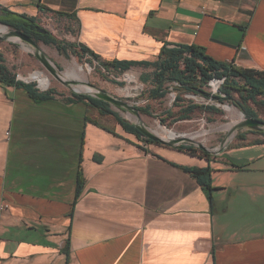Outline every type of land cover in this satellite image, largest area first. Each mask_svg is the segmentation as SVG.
I'll use <instances>...</instances> for the list:
<instances>
[{"label":"crops","instance_id":"1","mask_svg":"<svg viewBox=\"0 0 264 264\" xmlns=\"http://www.w3.org/2000/svg\"><path fill=\"white\" fill-rule=\"evenodd\" d=\"M38 5L67 15L72 42L102 60L152 62L163 46L193 45L264 71V0H0L50 16ZM93 110L0 87V264H264V205L232 208L242 185L216 180L246 165L211 157L207 189L179 168L206 160L118 125L114 136L87 122Z\"/></svg>","mask_w":264,"mask_h":264},{"label":"rangeland","instance_id":"2","mask_svg":"<svg viewBox=\"0 0 264 264\" xmlns=\"http://www.w3.org/2000/svg\"><path fill=\"white\" fill-rule=\"evenodd\" d=\"M7 17V20L11 18L10 16ZM38 22L40 28L47 30L63 43H73L74 31L60 17L48 16L43 20L39 19ZM5 29L7 32L11 31L10 28ZM11 40L15 41V43L0 42V51L4 57L6 67L12 75L16 78L19 76V80L22 82H33L36 86L39 84L36 79L40 78L41 86L44 87L48 84L47 89L54 90L60 97H70L74 94L73 90L79 86H65L56 80L29 52V47L26 44L17 39ZM38 45L51 61L62 80L85 82L105 91L112 97L126 102L135 109L148 108L151 116L138 111L136 115L132 111L110 105L112 111L118 113L128 122L137 124L158 137L165 138L167 134L164 132L179 134L177 137H183L182 135L184 137L195 136L194 142L213 153L222 149L223 142L230 137L224 147L223 158L228 159L231 165H246L245 168L248 171L232 173L229 176L221 173L218 176L216 175V180L222 178L229 186L234 184L242 185L241 195L243 197L234 198L232 196L230 201L232 208L237 204L255 206L253 209L264 205V144L255 146L252 144L256 141L264 143V134H250L251 132L240 131L231 136V132L225 131L224 128L227 125L239 121L240 111L236 107L227 102L219 104L211 97L205 98L194 95H183V101L178 103L175 100L176 93L171 88L163 99L148 101L147 93L150 87L142 83L139 77L140 74L149 70L132 69L121 75L106 73L97 67L96 64L86 63L84 59L75 58L70 54L68 56L60 55L54 47L46 46L41 42ZM73 70H75V74L72 73ZM111 82H117L119 85ZM213 82L217 83V89L212 87L211 84ZM220 85L221 81L213 80L209 82L205 90L212 96L218 92ZM82 92H79V95H83ZM191 103L213 105L220 110V113H206L197 110L191 115L190 119L177 120L180 109ZM250 107L257 113V119L264 122V109L259 110L252 104H250ZM92 112L91 117H94L100 124L111 128L117 125L113 117L100 116L96 110ZM244 133H247V138L245 141H241L239 136ZM186 144L189 145L188 143ZM193 147L202 151L196 146ZM210 156L213 157L212 155ZM215 168L222 167L215 165ZM227 188L229 189L230 187Z\"/></svg>","mask_w":264,"mask_h":264},{"label":"trees","instance_id":"3","mask_svg":"<svg viewBox=\"0 0 264 264\" xmlns=\"http://www.w3.org/2000/svg\"><path fill=\"white\" fill-rule=\"evenodd\" d=\"M38 8L43 14L68 18L67 15L52 12L41 5H38ZM1 15H7L11 18L9 20H4L1 18ZM0 24L6 25L11 29L25 34L37 43L41 42L46 46L54 47L60 55L68 56L70 54L75 58L84 59L88 64H96L97 67L106 73L121 75L130 71L132 68L149 70L148 72L142 73L139 77L142 83L147 84L150 87L147 93L148 101L163 99L169 93L171 88V90L176 93L175 100L178 103L183 101V95H194L205 98L211 97L219 104L227 102L230 105H233L241 111L245 117L254 119H257V113L250 107V104L254 105L259 110L264 109V71L244 69L237 67L232 63L218 62L207 56L205 50L201 47L193 45L163 46L156 56V59L152 62L106 61L102 60L98 55L82 45L63 43L50 32L46 34L38 33L36 31V28L39 27L37 18L27 17L26 15H19L6 11L5 9H0ZM213 80L221 81V85L218 88L219 94L211 96L205 89L208 87L209 82ZM38 82L41 84L40 81ZM114 84L119 85L117 82ZM0 87H15L23 89L33 102L47 101L58 96L54 90L46 89L43 91L38 89L33 82L26 83L17 80L5 66L4 57L1 51ZM61 98L68 101L83 102L88 107L96 110L100 116L113 117L116 124L120 126L125 133L134 136L138 142H141L146 146H162L158 142L151 141L143 136L136 127L122 118L118 113L112 111L110 105L104 101L86 95L75 94L70 97ZM197 110L206 113H220V110L213 105H197L191 103L180 109L177 120H188ZM137 111L142 112L147 116H151L148 108H137ZM87 122L117 136L112 129L103 126L94 119L88 118ZM246 136L247 133H244L243 135H240L239 138L241 141H245ZM252 144L258 145L261 144V142L256 141ZM174 149L179 152H184L192 157L204 159L208 162V166L205 168H179L190 173L199 184L205 186L207 189H211V173L213 172L209 166L211 156L188 145H181ZM95 159L97 160L96 157ZM235 168L238 170L243 169V167L238 166H235ZM82 185L83 178L81 172H79L76 179L75 199L79 196ZM65 245L67 247L68 242H66Z\"/></svg>","mask_w":264,"mask_h":264},{"label":"water","instance_id":"4","mask_svg":"<svg viewBox=\"0 0 264 264\" xmlns=\"http://www.w3.org/2000/svg\"><path fill=\"white\" fill-rule=\"evenodd\" d=\"M0 27H2L3 29L9 28L8 26L1 25V24H0ZM36 31L38 33H41V34L48 33L47 30L42 29L40 27H37ZM11 39H17L20 42H23L24 44H26L29 47V52L32 55H34L36 60L56 80L60 81L65 86H82V87H85V88L89 89L90 92H82L83 95L99 99V100L104 101V102L108 103L109 105H113V106H115V107H117L119 109L132 111L136 115L138 114L137 113V109H135L132 106L128 105L126 102L121 101V100H119V99H117L115 97H112L111 95L107 94L105 91L97 89V88H95L94 86H92V85H90L88 83L76 82V81H71V80H67V81L62 80L58 76V73L56 72V70H55L53 64L51 63V61L43 53V51L39 47L38 43L36 41H34L32 38L26 36L25 34L19 32V31H16L14 29H11L10 32H7L6 29H5V32L0 31V42L6 41V42H9V43H15V41H12ZM47 86H48V84H47ZM47 86L43 87V86L40 85V83L38 84L39 88H41V87L46 88ZM73 93L75 95H79V91H76L75 89L73 90ZM216 94H219V93L217 92ZM240 116H241V119H239L238 122H233L234 123L233 127H231L229 130H227L228 132H231V136L234 135L237 132H240V131H247V132H251V133L264 134V122L263 121L258 120V119H254V118H247V117H245V115L241 111H240ZM131 124L134 127H136V129L143 136H145L147 139H149L151 141H154V142H158L162 146H166V147H169V148H176V147H179L181 145H187L186 143H188L189 144L188 146H191V147L196 146L198 149L202 150L203 152L207 153L208 155H212L213 157L220 156L223 153L224 147H225V145L228 143V141L230 139V137L227 138L222 144L223 148L220 149L219 151L213 153L212 151H209V150L205 149L202 145L195 143L192 139H189V137H187V136L184 137V135H182L183 137H170V136L167 135L165 138H161V137H158V136L150 133L145 128H143V127H141V126H139L137 124H134V123H131ZM177 135H179V134H177Z\"/></svg>","mask_w":264,"mask_h":264},{"label":"bare ground","instance_id":"5","mask_svg":"<svg viewBox=\"0 0 264 264\" xmlns=\"http://www.w3.org/2000/svg\"><path fill=\"white\" fill-rule=\"evenodd\" d=\"M0 31H3V32H5V29H3V28H0ZM75 70H73L72 71V73L73 74H75V72H74ZM79 79V78H78ZM212 87L214 88V89H217V83H215V82H213L212 84ZM75 90L76 91H79V92H90V90L89 89H87V88H85V87H82V86H79V87H76L75 88ZM239 119H241V116H240V113H239ZM233 125H234V123L233 124H230V125H227L225 128H224V130L225 131H227V130H229L231 127H233ZM223 128V127H222ZM217 129V128H216ZM161 130V129H160ZM164 133H166L168 136H170V137H177V135L175 134V133H172V132H164ZM229 134V133H228ZM227 136V135H226ZM194 138H195V136H190L189 137V139H192V140H194ZM196 143V142H195Z\"/></svg>","mask_w":264,"mask_h":264},{"label":"built area","instance_id":"6","mask_svg":"<svg viewBox=\"0 0 264 264\" xmlns=\"http://www.w3.org/2000/svg\"><path fill=\"white\" fill-rule=\"evenodd\" d=\"M75 34V33H74ZM17 80H19L20 78H19V76H17V78H16ZM38 89H40V90H46L47 89V87L46 88H43V87H41V88H39L38 86H36ZM3 208H6V206H4ZM2 208V209H3Z\"/></svg>","mask_w":264,"mask_h":264}]
</instances>
